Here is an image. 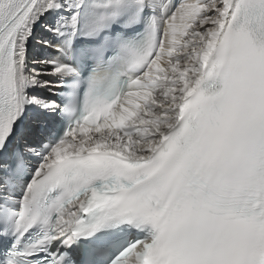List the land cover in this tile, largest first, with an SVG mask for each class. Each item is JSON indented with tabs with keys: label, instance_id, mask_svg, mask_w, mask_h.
<instances>
[{
	"label": "snow or ice",
	"instance_id": "6c2138e0",
	"mask_svg": "<svg viewBox=\"0 0 264 264\" xmlns=\"http://www.w3.org/2000/svg\"><path fill=\"white\" fill-rule=\"evenodd\" d=\"M0 264H264V0H0Z\"/></svg>",
	"mask_w": 264,
	"mask_h": 264
}]
</instances>
